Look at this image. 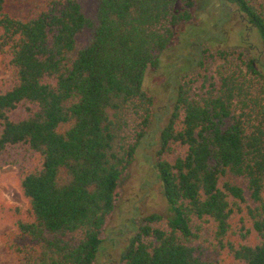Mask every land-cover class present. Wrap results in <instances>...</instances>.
Listing matches in <instances>:
<instances>
[{
    "label": "trees",
    "instance_id": "1",
    "mask_svg": "<svg viewBox=\"0 0 264 264\" xmlns=\"http://www.w3.org/2000/svg\"><path fill=\"white\" fill-rule=\"evenodd\" d=\"M8 1L0 168L28 205L0 204L15 264H96L146 145L170 216L134 227L120 264H264V0H27V16ZM233 24L261 49L242 32L222 49ZM181 36L195 55L172 67L160 114L147 72Z\"/></svg>",
    "mask_w": 264,
    "mask_h": 264
},
{
    "label": "rangeland",
    "instance_id": "2",
    "mask_svg": "<svg viewBox=\"0 0 264 264\" xmlns=\"http://www.w3.org/2000/svg\"><path fill=\"white\" fill-rule=\"evenodd\" d=\"M7 12L13 16H27L29 13L28 1L9 0ZM235 25L228 26L223 30L226 40L222 44V49L241 45L240 32L251 45L261 49L262 44L256 33L240 31ZM195 48L192 43H186L181 36L164 56V67L159 70H148L144 89L156 98L157 110L160 114L169 110L171 90L167 82L169 72H172V67L175 70L179 69L183 56H187L189 52L193 53ZM9 76L5 69L0 68V82L7 80ZM154 152L149 145H146L145 157H142L141 153L122 180L118 190L117 208L110 217L106 228L107 249L98 258L96 264H120L123 254L135 234L134 227L140 226L146 217L154 214L166 218L170 216L161 184L153 176L150 166V158L153 159ZM0 204L19 209L24 213L28 210V205L19 189L18 170L14 166L0 168ZM11 230V223L0 217V264H15V257L5 247V238Z\"/></svg>",
    "mask_w": 264,
    "mask_h": 264
},
{
    "label": "flooded vegetation",
    "instance_id": "3",
    "mask_svg": "<svg viewBox=\"0 0 264 264\" xmlns=\"http://www.w3.org/2000/svg\"><path fill=\"white\" fill-rule=\"evenodd\" d=\"M251 31H253V30H251ZM193 56V55H195V53H192V52H189L188 54H187V57H189V56ZM182 57V56H181ZM170 73V72H169ZM172 74L170 73V74H168V76H167V80H169L170 81V76H171ZM169 87H170V85H169ZM170 89H171V87H170ZM172 89L170 90V96H169V108H171V106H172V104H171V102H172ZM168 114H170V112L168 113Z\"/></svg>",
    "mask_w": 264,
    "mask_h": 264
}]
</instances>
